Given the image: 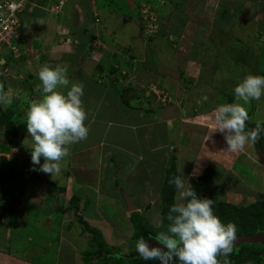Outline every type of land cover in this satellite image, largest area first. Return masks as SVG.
I'll return each instance as SVG.
<instances>
[{"label":"crops","instance_id":"obj_1","mask_svg":"<svg viewBox=\"0 0 264 264\" xmlns=\"http://www.w3.org/2000/svg\"><path fill=\"white\" fill-rule=\"evenodd\" d=\"M106 1L109 2L110 0H30L29 5L24 11V15L21 17L20 32L23 41L19 44L18 52L20 53L15 56L7 55L6 53L1 54V62L4 59V65L0 67V83L4 85L6 92L9 91V87H13L10 95L13 94L19 98L14 100L13 106L16 107L14 111L21 119L17 125H11L10 123H5V125H3L1 120L2 114L0 112V190L4 196L8 197L9 191L7 192L4 187H9L12 183L20 181L22 175L25 176L23 185H17V187L13 184L14 194L10 196L11 198L9 197V203L12 205V211L10 214L13 215L16 209H21L22 215L19 217L22 219L21 224L25 225V220H33L34 223L38 219V215H32L33 210H36L37 212L41 210L45 217L43 222L46 220V224L48 226L55 224L57 229L56 234L58 237L54 241L50 242H42V240L33 242L31 240H27V242H31V247L28 248V246H24V249L22 250L23 246H20L22 253L18 256L19 253H12V248L16 246L17 239L12 241L11 233L10 235L8 234L7 237L4 234L3 242H6L8 247H6V243L0 242V244L2 243V246H0V264H38L31 259L33 254L42 257L54 255L53 257L51 256V259L49 260L53 261L52 264H67L74 262L75 260L72 259L74 257H71V255L66 253L67 251L64 243L68 238H66L67 236L65 235L67 232L63 233V230L69 225H66L67 223L60 220L61 218H59V216H56V219L54 220L57 223L50 221L49 214L47 213L49 212L48 207L44 204L45 200L50 198V202L52 204L51 198L56 195L58 197H62L64 201H67V203L64 204L61 209H59V205H56L57 207L53 212L58 211L59 214L63 215L70 212L74 216H77L78 221L81 218L90 227L96 229L100 233L101 228L105 227V223H107L105 220L101 219H110L102 210L104 206L102 203L105 202L112 207H116V216L121 215V208L123 205L121 198L124 196L123 194L127 192V195L131 196V198L133 197L130 190H124L123 188L129 187L130 189L132 186L122 187L121 185H116L114 186L116 190L114 189V192L112 190L109 193L106 192V190H103L104 197L106 199L102 200L101 204L96 202L97 194H95L94 197H91L89 191L85 190V187L88 186L91 181H95L97 179L99 181L100 175L95 177L97 179L94 178L91 180V177H93L95 173L94 167H97L98 169H100V167H104L105 174L113 173L115 171L113 170L115 166L109 165L108 161L112 162L114 160H119L121 155H124V153L126 154L129 152L130 155H134L136 158L131 168L140 167L141 164L146 163L144 170L147 172L146 175L148 176V179L145 181V185L151 187V184L153 183L152 179L160 181V184L155 189L156 191H160L161 189L165 179L166 166L169 163V160L172 159L174 161L175 159L174 163L178 173L182 177H185L190 169L182 167L181 160L183 161L182 164H184L185 161L186 163L190 162L189 164L192 165L193 170L200 172V175L197 176L199 177L206 169H211L215 172L220 171V167L217 165V160L219 159L217 158L218 152H220V154L230 155L229 163L234 164V169L239 170V166L245 167V165L250 162L251 169H253V173L249 175V177H251L250 180L255 183V186L258 183L260 185H264V160L261 162L258 161V151H256L252 144L246 145L245 149L240 152H229L227 150H223V146L226 143L224 136L218 131L215 132L216 126L213 122V111L221 104H219L220 102L211 106L203 104L205 103V95L200 93L199 90H197V95L194 93V90L193 92L191 91V85H197V88L200 86L199 82L201 80L200 78L202 76L203 66L200 64L201 59L199 60L197 57L190 58V56L188 59V55H186L188 54V50L180 48L182 54L184 55L182 59L186 61V64L179 67L177 64L173 63L171 67H163L173 71L183 69L186 73V79L182 82L180 78H171V81L167 80L164 84L158 79L156 74H153V79L148 80L149 82H154L156 80L163 83V86H165L163 89L165 90V93H167L168 98L171 97L173 99L171 103H167L164 106H159L153 103L151 104V109L148 111L133 110L129 105L133 104V100L137 103L140 102L139 99L142 96L139 94L143 91L142 88H140V91L138 89L140 93L134 91L135 89L133 90V88H130L132 89L131 91L125 90V93L122 96L123 98L119 96V99H117L118 101L116 100L113 102L114 104L112 103L114 105L113 109L120 107L125 108V114L120 115L119 119L109 122L108 125H115L116 123L118 124L116 127L124 129L126 132H130V134H128V140L135 147H137L136 151H123L120 145H110L108 143L106 145H104V143L98 144L97 147L99 151L94 153H92V150L96 149V147L94 148L92 145L84 146L81 150L78 148L76 150V154L70 152L68 155L69 157L74 156V159L75 157L76 159L68 160L73 164L71 165L68 162L67 168L63 170V172H65V174H62L65 176V183L63 185H55V182H60L61 180H59L58 177H52L51 174L42 173L43 175H49L47 176L49 178L35 174L38 176V183L36 184L37 188L32 190V184L28 175H31L32 172L29 167L33 165L31 161V148L33 141L27 133L26 113L29 110L30 103L33 100L40 99L42 95L40 92L35 91L36 85L40 84L37 75L38 70L44 64H48L52 67H55L58 64L67 65V75L69 74V78L72 75V64L75 63L79 66V64L83 63L80 67L83 70V73H77L75 78L72 80V82L77 81V83L81 82L83 84V75L86 77L92 76L94 79L93 73L99 72L98 70L101 68L106 69L105 61L106 59L112 60L111 53L114 52L124 57L123 54H126V50H122L121 44L118 45L117 43L110 42V36L105 37L109 40L110 44H108L105 39L103 40L102 35H104L103 32L106 31V24L109 23V25H111L110 20H112L113 15V13L108 11L100 10L101 7L107 6H104V2ZM147 1L142 0L141 2L145 3ZM252 1H254V5L257 7L258 12L257 17H255L254 20H258V22L251 20L252 15H254L252 14L253 10L250 14L251 16L244 15L245 8H248V5H250ZM59 2H62L60 11L57 13L51 11L50 7L58 6ZM149 4L152 3L150 2ZM246 4V7L242 9V13H240L241 16L239 17V21L242 23L248 22L252 27L251 30H254V35L256 36L260 33L256 32L255 26H257V30L261 28L260 31L264 33V29L262 28V24L264 23V0H249ZM68 6L70 7V10L68 9ZM101 12L107 14L105 15L106 22L101 21ZM203 12L204 13L202 14L204 17L199 16V20L209 18L206 16L205 11ZM217 14L218 13H216V16ZM221 16L226 19L228 16L227 11L225 10L222 13H219L217 17H212L214 18L213 22L216 21V18L221 20ZM167 20L169 19H166L164 24L167 23ZM185 22L187 25L185 28L188 31L189 25L187 20ZM253 26L255 28H253ZM111 29L113 31L112 26ZM207 34L209 35V33ZM187 36L189 37L187 32L183 31L181 33L180 37L183 39V43L187 42ZM96 40L100 43H105L106 51L110 53H104L105 51L100 49L98 50L94 45H99ZM94 63L99 64V67H97L98 69L94 67ZM177 67L178 69H175ZM73 71H77V67H74ZM103 90L104 89L101 91L102 93L104 92ZM108 90L113 91L111 87ZM148 92L149 89H146V94H148ZM142 95H144V92H142ZM147 100L149 101V99ZM260 100V104L264 105V103H262V100L264 102V96H262ZM192 101L195 103L193 104ZM254 101L255 100H253V102ZM198 102L200 103L199 105L202 104L200 107H197ZM256 102L258 103V100H256ZM247 104H250L249 106L251 107L252 103L250 101ZM187 107L191 108V112L189 114H185ZM96 109L97 108L95 107L92 109L88 104V107L85 110L87 113V123H85V125L87 127H89L90 123H94L96 116H91V114H95V112H97ZM251 114L248 115V123L256 124V121L258 120L264 121V112ZM182 124H186L184 125V128L180 127ZM209 129L211 132L208 131ZM171 130H175L177 135L173 134L172 138L168 136L169 139L161 138L163 137V132L169 133ZM8 144L11 145L8 146ZM111 146L113 147V150ZM103 147H105V149H103ZM214 148H217L218 150L215 149L214 152ZM120 150L124 153H121ZM86 152H89L90 158L87 161H84L86 164H79L80 161L77 159L80 158L82 153ZM187 152H190L191 155L189 162L183 159ZM199 154H203V157L206 156V160L209 165L208 163H204L203 160L199 158ZM240 156H242L244 162L240 160ZM210 158L214 159L209 160ZM11 163L15 164L13 168L12 165H10ZM43 163L44 160L41 158V164ZM16 166L17 170L15 169ZM34 166L37 167V169L40 167V165ZM234 169H230L229 176L233 179H239L242 181V176L244 175L236 174ZM155 171H157L156 174ZM108 179L109 178L104 179V183L105 181H108ZM192 181L194 182L195 180L192 179ZM149 190L152 191V188ZM237 191L240 194H244L241 190ZM248 191L246 190L245 192L248 193ZM98 194H101V191ZM137 197L142 199L144 195L140 196L137 194ZM74 205H77V208H75ZM136 206L142 208L141 206ZM88 211L92 212V214H88ZM140 214L142 215V213ZM29 217L31 219H29ZM128 218H130V215ZM2 221V216H0V224ZM119 223L123 222L120 221ZM80 224L82 225V223ZM159 225L160 223L157 227ZM125 226L126 224L123 223V228ZM109 227L111 226L109 225ZM118 231L122 232L123 229H119ZM64 235L66 237H64ZM102 236L103 234L101 237ZM102 241L103 244H105L103 238ZM53 244H55V246L52 247ZM130 252L129 256L131 257L133 256V253H136V250ZM122 257L127 259V256ZM81 260L83 261L84 259L81 258ZM84 261L86 264L100 263V261H98L94 256L90 261Z\"/></svg>","mask_w":264,"mask_h":264},{"label":"rangeland","instance_id":"obj_2","mask_svg":"<svg viewBox=\"0 0 264 264\" xmlns=\"http://www.w3.org/2000/svg\"><path fill=\"white\" fill-rule=\"evenodd\" d=\"M130 1L133 2L135 7H132L128 0H110L109 2H104V6H107L100 8L101 11L103 10L113 13L112 20H110L111 25L107 23L106 31L103 32V40L105 39L108 44H110V42L117 43L118 45L121 44L122 50H126V54L124 53V57H122V55H118L117 53H111L112 60H104L106 69L101 68L98 70L99 72L93 73L94 79L92 76L86 77L83 75V107L86 110L89 104L92 109L94 107L97 108V112H95V114H91V116L94 115L96 118L94 123L89 124V133L87 139L69 146V153L71 152L76 154V150L78 148L81 150L82 147L90 145H92L94 148L96 147V149L92 150V153L98 152L99 150L97 146L100 143H104V145L107 143L110 145L118 144L122 147L123 151H136L137 147H135L128 140V134H130V132H126L124 129L116 127L118 125L116 123L115 125H108L109 122L119 119L120 115L125 114V108L123 107L113 109V102L119 99V96L122 97L125 93V90L131 91L132 89L130 88H133V90L135 89L134 91L137 92H139L140 88H142V92H145L146 94V89L151 83L156 84L158 87H154L152 85L153 91H151L149 95L155 99H158L159 97V101H162V93H165V90L163 89L165 86H163V83L165 84V81L167 80L171 81V77L162 75L161 73L158 74L159 70L155 71L157 69L156 66L159 64L162 66L171 67L173 63L177 64L179 67H182L181 65H185L186 61L182 59L184 55L182 54L180 48L188 50V54H186L188 55V59L189 56L190 58L197 57L199 60L201 59L200 64H202L203 70L202 76L200 78L201 80L200 82L198 81L200 86L197 88V85H191V91L193 92L194 90V93L197 95V90H199L200 93H203L205 97H207V100L204 99L205 103L203 104L211 106L217 102H220L219 104L239 103L245 107L248 115L251 113L256 114V112H264V105L260 104L261 100H258V103L256 100L254 102L251 100L252 104L250 107V104H245L242 100L237 98L234 92L235 87L243 81L246 75L253 74L264 76V33L260 31L261 28L257 30V26H255L256 32L261 34L256 36L254 35V30H251L252 27L248 22L242 23L239 21V17L241 16L240 13H242V9L246 7V3H248L249 0H146L147 2H151L153 4L152 12L156 15L154 24L157 27H161V31L159 29H155L156 32H153L155 30H151L153 33L152 35L150 34L151 36H149L148 39V35L144 34V28L140 26L138 18V10L141 9L138 7V5H141L143 2H141L142 0ZM251 4L248 5V8H245L244 15H250L253 10L252 14L254 15H252L251 20L258 22V20H254L258 15L257 7H255L254 1H252ZM68 9L70 10L69 6ZM225 10L227 11L228 15L226 19L225 17L221 16V20L216 18V21L213 22L214 18L212 17H217L219 13H222ZM203 11H205L206 16L209 18L205 20H199V16H203ZM216 13H218L217 16ZM105 15L107 14L102 13L100 16L102 22H106ZM166 19L169 20H167V23L164 24ZM186 20L189 25L188 31L185 28L187 27L185 22ZM254 24L256 25L255 22ZM111 26L113 27V31ZM255 27L253 26V28ZM262 28L264 29V23L262 24ZM183 31L189 34V37L187 36V42L184 43L183 39L180 37ZM207 33H209V35ZM105 37H109L110 42ZM96 41L99 43V45L96 44L95 46L98 50L100 49L105 51L104 53H110L106 51L105 43H100L98 40ZM2 53L15 56L20 52L17 51L15 53H8V51L4 49ZM82 64L83 63L79 64V66L75 63L72 64V75L70 76L71 78L69 77L70 81L75 78L77 73H83V70L80 68ZM94 64V67H99V64ZM74 67H77V71L75 72L73 71ZM175 69H178V67ZM176 71L181 73L180 80L183 82L186 79V73L183 71V69ZM153 74H156L158 79L163 83L156 80L154 82H149L148 80L153 79ZM110 87L113 89V91L108 90ZM12 88L13 87H9L8 89L10 93ZM102 89H104L103 93L101 92ZM67 90L68 89H61L60 91L66 93ZM142 92H139V95H141ZM11 96L12 104L9 106L0 105V112L9 108L11 111L12 122L18 124L21 118L18 117L14 111L16 107L13 106V104L14 100L19 98L13 94H11ZM172 100L173 99L170 97L169 100H164V102L166 101V103H171ZM132 103L133 105H139V102L137 103L134 100ZM192 103L194 104L195 102L192 101ZM262 103H264L263 100ZM197 104V107L202 105H199V102ZM143 107H146V105H143ZM190 109V107H187L185 114H189L191 112ZM85 123H87V119ZM246 124L255 125V123L253 124L248 122H246ZM184 125L182 124L180 127L184 128ZM210 129L208 130L209 132H211ZM173 134L177 135L175 130H171L169 133L163 132V137L161 138L169 139V137L172 138ZM9 145L11 144H8V146ZM111 148L113 150L112 146ZM226 148L227 145L225 143L223 150L226 151ZM103 149H105V147H103ZM215 149L217 148L213 149L214 152ZM123 151L120 150L121 153ZM198 156H200L199 158H201L204 163H208L206 156L203 157V154H199ZM229 157L230 155L220 154V152L217 154V158H219L217 160V165L220 167V171L218 172L220 174V180L218 182L220 199L236 207H247L248 205H251L255 202L264 201V185H260L258 183L255 186V183L250 180L251 177H249V175L253 173V169H251L250 166L251 163H246L247 165H245V167L239 166V170L234 169V164L229 163ZM89 158V152H86L82 153L80 158L77 160L80 161L79 164H86L84 161H87ZM189 158H191V155L190 152H187L183 159L189 162ZM69 159H74V156H67L61 161V171L58 175H54V177H58L61 181L55 182V185L59 186L65 183V176L62 174H65L63 170L67 168L68 162H71L68 161ZM135 159L136 158L134 155H130L128 152L126 154L124 153V155H121L119 160H114L112 162L108 161L109 165L115 166L113 169L115 171L110 174H105L104 167H100V169L94 167L95 173L94 176L91 177V180L100 175L99 181L97 178H95L97 180L91 181L90 184L85 187V190L89 191L91 197H94L95 194H97L96 202L101 204V201L106 199L104 197L103 190H106V192L109 193L112 190L114 192V189L116 190L114 187L116 185H121L122 187L131 185L132 188L129 189V187H127L123 189L130 190V192H132L133 197L130 199L134 206L138 205L142 207H136L134 208V211H139L142 213V216L148 221L149 224H151V226L157 227L159 223L161 224V216L159 213V191H156L155 189L160 184V181L152 179L153 183L151 184V187L145 185V181L148 179V176L146 175L147 172L144 170L146 163L141 164L140 167L131 168L132 164L135 162ZM212 159L214 158H210L209 160ZM240 160L243 161L242 156H240ZM170 161H172V159L169 160V162ZM182 162L183 161L181 160L182 167L185 169H190L185 178L190 184H192V179L195 180V178L200 175V172L194 171L192 165L189 164L190 162L186 163L185 161L186 164H182ZM70 164L72 165L73 163ZM10 165H12V168L15 166L13 163ZM167 167L168 164L166 168ZM16 168L17 166L15 169ZM29 168L32 172L31 175H28V178L31 181L32 190H34L37 188L36 184L38 183V176L36 175H41L44 177L49 175H43L42 172L39 173V171H33V168L37 169V167L34 165H31ZM230 169H234L235 173L238 175H244L242 176V181L239 179H233L231 176H229ZM156 173L157 171H155V174ZM106 178L109 179L104 183V179ZM24 179L25 176L22 175L20 181L12 183L9 187H4L7 192L9 191L8 197L4 196L0 190V216H2L3 220L0 224V242L4 241V234L7 237L8 234L10 235L11 233L12 241L17 239L16 246L12 248V253H19L18 256H20L22 253L20 246H23L22 250L24 249V246H28V248L31 247V242H27V240H31L33 242L38 240H42V242H50L54 241L58 237L56 234V225L52 224L51 226H48L46 224V220L43 222L45 217L41 210L38 212L33 210L32 215H38V219L34 223L33 220H25V225L21 224L22 219L19 217L22 215L21 209H16L13 215L10 214L12 211V205L9 203V200L11 198L10 196L14 194L13 184H15V186L23 185ZM150 188H152V191L149 190ZM237 190H241V192L244 194L238 193ZM246 190H249L248 193L245 192ZM100 191L101 194H98ZM126 193L123 194V197H131ZM137 194L140 196L144 195V197L140 199L137 197ZM51 199L52 204L50 202V198H47L44 203L48 207L49 212L47 213L49 214L50 221L57 223L54 220L56 219V216H59V218H61L60 220H63L65 223H67L66 225H69L66 226L68 229L65 227L63 230V233L67 232L65 233L67 237L65 235L64 237L68 238H65L67 242L65 241L64 243L67 251L66 253L71 255V257L73 256L74 258L72 259L75 261L67 264H86L84 260L89 255L90 256L88 258H93L94 254L91 252L95 251L97 246L93 244L91 235L85 233L83 224L81 225L79 223L77 216H74L70 212L65 213L64 215L59 214L58 211L53 212L57 207L56 205H59V209H61L62 206L67 203V201H64L62 197H58L57 195ZM122 203V214L118 216H116V207H112L105 202L102 203L104 205L102 210L110 219H101L105 220L108 224L105 223V227L101 228L100 235L103 234L101 238H103L105 242V251L111 252L114 256H127L129 259V255L131 253L130 251L136 250L137 240L132 238L133 225L130 221V218H128L130 213L128 212L127 206L124 204V198L122 199ZM88 214H92V212L88 211ZM29 219L31 218L29 217ZM120 221L126 224L124 228L123 223H119ZM109 225L111 227H109ZM116 228L118 230L123 229V231L119 232ZM160 229L161 227L159 230ZM148 243L151 246L152 240ZM5 245L8 247L7 243ZM0 246H2V243ZM53 246H55V244H53L52 247ZM132 255L133 256H131V258L135 255H138V253L136 252ZM51 256L53 257L54 255L42 257L33 254L31 259H33V261L38 264H52L53 261H49ZM80 257L84 260L82 261Z\"/></svg>","mask_w":264,"mask_h":264},{"label":"clouds","instance_id":"obj_3","mask_svg":"<svg viewBox=\"0 0 264 264\" xmlns=\"http://www.w3.org/2000/svg\"><path fill=\"white\" fill-rule=\"evenodd\" d=\"M149 5L152 9V4ZM158 70L157 67L156 71ZM67 73V65H42L37 73L40 84L35 88L42 95L40 99L30 103L26 113L27 133L33 141L31 161L33 165H40L39 169L32 170L51 174L52 177L61 171V161L69 155V146L86 140L89 133V128L85 125L87 113L82 101L84 85L70 81ZM152 85L158 87L156 84H149V92L141 94L139 105H129L133 110L148 111L153 103L159 106L167 104L169 98L166 93L163 92L161 97L165 102L149 95L153 91ZM59 89L68 90L64 93ZM234 92L245 104L251 100H260L264 96V76L246 75ZM204 99L207 100V97ZM11 104L10 91L6 92L4 85L0 83V105ZM8 110L10 109L1 111V114L11 115ZM213 117L215 132L223 134L226 150L229 152H240L248 144L255 145L264 132V121L259 120L256 121L255 128L246 130L248 112L239 103L218 105L213 111ZM41 158L44 160L43 164ZM169 184L174 185L177 193V202L167 215L169 226L166 231L155 235L154 239L159 246H150L141 236L136 241L138 256L145 261H158L159 264H231L229 257L237 240L236 225L232 222L226 225L222 223L214 214V200L198 197L185 177L175 176L169 180Z\"/></svg>","mask_w":264,"mask_h":264},{"label":"trees","instance_id":"obj_4","mask_svg":"<svg viewBox=\"0 0 264 264\" xmlns=\"http://www.w3.org/2000/svg\"><path fill=\"white\" fill-rule=\"evenodd\" d=\"M8 112L11 113L10 110H8ZM2 115L1 120L3 125H5V123L16 125L15 122H12L11 115H8L7 113ZM246 125V130L255 128V125ZM254 146L264 152V132L260 134V139ZM175 176L181 175L178 173L176 165L172 160L168 163L165 179L159 191V213L161 216V224L158 227L151 226V224H149L139 212L135 211L130 213V221L133 225V239L138 240L143 236L148 242H151L152 240L151 246H159L154 237L161 231L167 230L170 223L167 220V215L170 208L176 203L175 187L174 185L169 184V180ZM219 180L220 174L218 172L206 169L191 185L196 191L198 197H206L214 200V214L218 216L221 222L225 225L229 222L234 223L237 227L236 236L263 232L264 201L255 202L247 207H236L228 204L220 199V191L218 188ZM74 207L77 208V205H74ZM79 221L84 225V231L91 235L93 244L97 246L96 250L91 253L94 254V257H96L98 261H100L99 264H159L158 261H145L137 255H135L136 257L134 258L129 257V259H124L121 255L114 256L111 252L105 251L100 233L96 229L90 227L81 218ZM160 227L161 229L159 230ZM262 252L263 248L258 244H242L238 248L234 247L233 253L229 259L231 264H264L262 262ZM89 256H87L85 260L90 261L92 258H88ZM220 259L222 260L223 257H220Z\"/></svg>","mask_w":264,"mask_h":264},{"label":"built area","instance_id":"obj_5","mask_svg":"<svg viewBox=\"0 0 264 264\" xmlns=\"http://www.w3.org/2000/svg\"><path fill=\"white\" fill-rule=\"evenodd\" d=\"M29 2L30 0H0V66L3 65L4 61L3 59L1 62L3 50L6 49L8 52L15 53L19 49V44L23 41L20 32L21 16L24 14ZM61 5L62 2H59L58 6L50 7L51 11L57 13L60 11ZM140 8L139 23L144 28V34L148 35V39L158 29L154 24L156 15L147 3H143ZM151 30L155 31L151 32Z\"/></svg>","mask_w":264,"mask_h":264},{"label":"water","instance_id":"obj_6","mask_svg":"<svg viewBox=\"0 0 264 264\" xmlns=\"http://www.w3.org/2000/svg\"><path fill=\"white\" fill-rule=\"evenodd\" d=\"M128 2L130 3V5L132 7H134V4L132 3V1L128 0ZM160 73L162 75H167L171 78H175V79H179L180 78V72L179 71H172L170 69L164 68L161 65H157ZM124 198V204L127 206L128 208V212L131 213L134 211V208H136V206H134L132 204L131 201V197H123ZM242 244H258L260 246H262L263 248V252H262V262L264 263V232H258V233H254L252 235H239L237 236V240L235 241V248L240 247Z\"/></svg>","mask_w":264,"mask_h":264},{"label":"flooded vegetation","instance_id":"obj_7","mask_svg":"<svg viewBox=\"0 0 264 264\" xmlns=\"http://www.w3.org/2000/svg\"><path fill=\"white\" fill-rule=\"evenodd\" d=\"M256 151H258V154H259V160L258 161H263L264 160V152L261 150V149H257L255 147Z\"/></svg>","mask_w":264,"mask_h":264}]
</instances>
